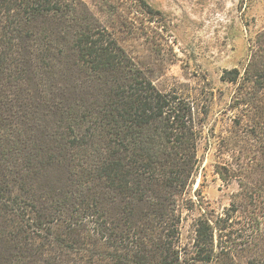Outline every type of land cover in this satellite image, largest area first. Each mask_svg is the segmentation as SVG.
Returning <instances> with one entry per match:
<instances>
[{
  "label": "trees",
  "instance_id": "trees-1",
  "mask_svg": "<svg viewBox=\"0 0 264 264\" xmlns=\"http://www.w3.org/2000/svg\"><path fill=\"white\" fill-rule=\"evenodd\" d=\"M263 57L264 30L223 75L243 103L264 102ZM199 137L85 0H0V264H264V180L240 227L198 217L183 258Z\"/></svg>",
  "mask_w": 264,
  "mask_h": 264
},
{
  "label": "rangeland",
  "instance_id": "rangeland-1",
  "mask_svg": "<svg viewBox=\"0 0 264 264\" xmlns=\"http://www.w3.org/2000/svg\"><path fill=\"white\" fill-rule=\"evenodd\" d=\"M85 1L159 89L192 106L199 167L184 196L191 208L183 211L179 243L188 262L195 220L205 213L240 227L253 210L246 188L255 194L264 180V102L243 103L236 83L223 78L228 70L243 74L251 60L264 0H115L116 12L102 0ZM263 67L264 57L254 69Z\"/></svg>",
  "mask_w": 264,
  "mask_h": 264
}]
</instances>
